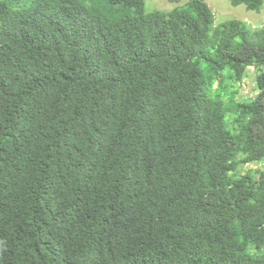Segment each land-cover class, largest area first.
<instances>
[{
	"label": "trees",
	"instance_id": "trees-1",
	"mask_svg": "<svg viewBox=\"0 0 264 264\" xmlns=\"http://www.w3.org/2000/svg\"><path fill=\"white\" fill-rule=\"evenodd\" d=\"M168 1L0 0V264H264V26Z\"/></svg>",
	"mask_w": 264,
	"mask_h": 264
},
{
	"label": "rangeland",
	"instance_id": "rangeland-1",
	"mask_svg": "<svg viewBox=\"0 0 264 264\" xmlns=\"http://www.w3.org/2000/svg\"><path fill=\"white\" fill-rule=\"evenodd\" d=\"M214 17V24L228 19H237L244 22L248 27L256 29L264 26V1L261 9L256 12L247 10L242 4L231 5L228 0H204ZM181 2H170L168 0H145L144 11L153 9L169 10ZM254 68L249 67L245 71L241 83L238 86V97L241 99L251 98L255 93ZM248 167V166H247ZM246 166H244V169Z\"/></svg>",
	"mask_w": 264,
	"mask_h": 264
}]
</instances>
